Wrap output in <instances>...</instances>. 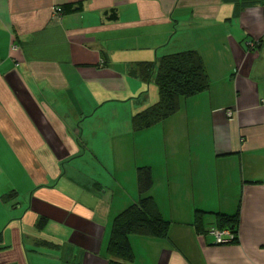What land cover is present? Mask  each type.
Here are the masks:
<instances>
[{"label":"crops","instance_id":"1","mask_svg":"<svg viewBox=\"0 0 264 264\" xmlns=\"http://www.w3.org/2000/svg\"><path fill=\"white\" fill-rule=\"evenodd\" d=\"M189 49L209 89L133 131L158 99L133 72ZM140 144L170 226L131 235L130 264H264V0H0V264H108ZM195 211L205 231L238 212V243L199 234Z\"/></svg>","mask_w":264,"mask_h":264},{"label":"trees","instance_id":"2","mask_svg":"<svg viewBox=\"0 0 264 264\" xmlns=\"http://www.w3.org/2000/svg\"><path fill=\"white\" fill-rule=\"evenodd\" d=\"M80 9L79 4L74 8L70 4H65L61 11L64 13ZM108 13L105 12L106 15ZM108 19L116 20V13H111ZM133 74L146 83L153 79L158 91L157 101L132 115L131 126L135 132L165 121L180 110L184 99L203 93L210 87L204 61L194 49L165 54L152 63L141 62ZM136 186L137 202L126 207L113 221L106 244L108 264H130L133 261L131 235L165 238L168 234L170 222L162 216L153 198L147 195L153 186L149 167L140 166L136 169ZM203 216L204 212L195 211L194 227L199 234H207L210 230L203 229ZM215 216L218 221L215 229L230 230L234 238L229 243H238L239 213L234 215L219 213ZM45 223L46 219L40 218L38 227H44Z\"/></svg>","mask_w":264,"mask_h":264},{"label":"built area","instance_id":"3","mask_svg":"<svg viewBox=\"0 0 264 264\" xmlns=\"http://www.w3.org/2000/svg\"><path fill=\"white\" fill-rule=\"evenodd\" d=\"M61 8L57 7L56 8V14H61ZM247 45L251 48L254 49L259 45V41L258 40H253V41H249L247 43ZM228 114L230 115L231 113L228 112ZM209 235L213 236L214 238V242L216 244H226L229 243L233 238H234V234L228 230H217L215 228H211L208 232Z\"/></svg>","mask_w":264,"mask_h":264},{"label":"rangeland","instance_id":"4","mask_svg":"<svg viewBox=\"0 0 264 264\" xmlns=\"http://www.w3.org/2000/svg\"><path fill=\"white\" fill-rule=\"evenodd\" d=\"M152 87H153V85H151L150 86V95L151 94H153L152 92L153 91H151L152 90ZM191 140L192 141H194V140H196V128H193L192 126H191ZM138 141H141V139L139 138L138 139ZM141 144H140V146H138V149H137V158H138V160H137V168L138 167H140V165H142L141 163H143V162H140V158L143 156L142 154H143V150L141 151ZM141 154V155H140ZM157 155H154L153 157H156ZM132 165L133 164H131V167L128 165V164H126L125 166H123L121 169H122V174H123V170H125V173H126V178L125 177H122L121 179H122V181L124 182L123 183V187H126V188H129V185L130 184H128L129 182H128V176H130V171L132 170ZM104 174V176H105V178L108 180V182H109V185H112V180H110V174H107L106 173V171L103 173ZM117 177V176H116ZM106 183H107V181H106Z\"/></svg>","mask_w":264,"mask_h":264}]
</instances>
